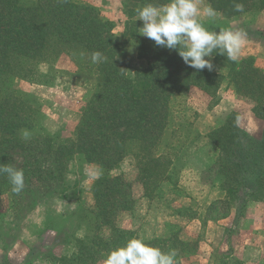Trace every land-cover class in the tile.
Listing matches in <instances>:
<instances>
[{"label": "trees", "instance_id": "trees-1", "mask_svg": "<svg viewBox=\"0 0 264 264\" xmlns=\"http://www.w3.org/2000/svg\"><path fill=\"white\" fill-rule=\"evenodd\" d=\"M130 1L135 11L129 15L146 3L168 2ZM207 1L229 17L264 12V0H236L243 3V13L234 10L233 0ZM140 27L142 22L127 21L119 38L111 33L112 25L88 5L70 0H0V163L23 169L25 187L44 181L45 175L59 176L77 155L86 164L98 166L100 172L91 187L93 208L89 212L95 232L112 226L118 212L129 208L130 185L121 177L109 175L126 155L134 156L138 180L147 196L150 197L147 192L152 186L158 188L172 181L180 148L166 150L168 146L163 149L161 143L177 97L192 90L214 97L225 84L235 95L252 101L251 112L264 120V71L255 65L253 56L233 62L214 52L210 60L219 70H197L185 65L177 51L144 39ZM130 40L136 46V60L141 61L134 69L121 59L123 46ZM94 51H100L106 60L92 63L90 55ZM60 61L74 67L67 69V75L92 82L91 95L80 110L73 137L63 142L40 125V108L35 98L12 87L15 79L48 80ZM42 66L46 71H41ZM236 120L229 118L207 135V145L220 154L218 165L226 184L221 183L222 192L234 197L241 192L247 199L264 202V129L261 137H253ZM22 130L29 132L28 139L23 138ZM18 152L31 160L16 165L13 156ZM39 155L53 158V169L50 165L41 166ZM11 188L7 176L0 175V193ZM225 198L208 205V219L222 218L211 214L217 205L221 207L219 211L227 206ZM131 238L134 236L129 231L112 227L107 240L99 239L95 233L89 241H77V263L103 261L109 250L124 246ZM144 242L164 252L175 250V264H181L184 257L197 250V242L183 240L179 228Z\"/></svg>", "mask_w": 264, "mask_h": 264}, {"label": "rangeland", "instance_id": "rangeland-1", "mask_svg": "<svg viewBox=\"0 0 264 264\" xmlns=\"http://www.w3.org/2000/svg\"><path fill=\"white\" fill-rule=\"evenodd\" d=\"M70 1L94 8L102 20L112 25L111 33L115 37L121 38L127 21H137L136 13L129 15L135 11L133 2L129 0ZM207 5V0H200L198 6L203 8ZM217 13L213 18L203 14L199 17L210 31L224 28L242 30L264 21L260 16L264 12L237 17H229L221 11ZM135 53L136 46L130 40L123 46L121 59L131 69L141 65ZM248 56L252 55L245 57ZM68 68L74 67L60 61L46 81L15 79L12 83L16 91L35 98L40 108V125L49 135L57 136L60 142L72 139L80 110L91 95L92 82L67 75ZM40 69L46 71L43 66ZM211 70L219 68L213 65ZM253 104L249 99L235 95L225 84L214 97L198 90L177 97L170 125L161 143L163 149L168 146L166 150L177 151L180 148L174 161L176 172H173L172 181L158 188L152 186L147 192L150 197L147 196L138 180L134 156L126 155L109 175L121 177L130 185L129 208L118 212L112 226H103L96 232L90 224L89 212L93 208L91 187L100 170L94 164H86L78 155L59 176L50 178L45 175L44 181L34 182L19 194L12 190L0 193V264H85L77 263V241H89L95 233L99 239L107 240L112 227L129 231L144 241L161 238L170 229L179 228L183 240L197 242L196 252L184 257L181 264H244L246 256L252 255L249 244L257 241L242 235L252 230L264 234V209L258 208L259 205L264 206V202L247 199L241 192L238 197L224 195L220 185L225 183V177L220 173L217 159L220 154L207 145V135L222 127L229 118L236 120L237 117L241 128L247 132L252 130L253 137H261L264 120L250 118ZM13 158L16 165L22 160H31L23 157L21 152ZM37 159L42 161L41 166L50 165L53 169L55 165L53 158L46 155H39ZM247 183H250V178ZM222 198L226 199L227 206L219 211L221 207L217 205L211 214L213 217L222 215V218L216 221L208 219V205ZM243 245L247 247L243 248ZM259 245L260 251L263 249L261 264H264V238L261 244L256 243V247ZM201 254L204 257L195 260ZM96 264H103V261Z\"/></svg>", "mask_w": 264, "mask_h": 264}, {"label": "clouds", "instance_id": "clouds-1", "mask_svg": "<svg viewBox=\"0 0 264 264\" xmlns=\"http://www.w3.org/2000/svg\"><path fill=\"white\" fill-rule=\"evenodd\" d=\"M199 3L200 0H168L159 5L146 3L138 7L136 19L142 22L140 35L151 39L159 47L177 51L185 65L197 70L212 69L210 58L214 52L236 61L246 34L242 30L234 31L231 28L208 30L199 17L203 14L213 18L218 13L210 4L201 8ZM233 7L236 12L244 11L243 3L236 0H233ZM81 56L87 57V54L81 53ZM206 57L209 59H205ZM90 59L96 64L104 62L106 57L100 51H94ZM29 135L27 130H22L24 139H28ZM0 175L7 176L13 193L23 191V169L0 163ZM175 256V250L164 252L134 237L124 246L109 250L103 264H175Z\"/></svg>", "mask_w": 264, "mask_h": 264}, {"label": "crops", "instance_id": "crops-1", "mask_svg": "<svg viewBox=\"0 0 264 264\" xmlns=\"http://www.w3.org/2000/svg\"><path fill=\"white\" fill-rule=\"evenodd\" d=\"M261 18H264V14L260 15ZM260 19V18H259ZM242 31L246 34L245 37V43L243 45V49L239 52L238 58L245 57L246 55H252L255 64L264 70V21L261 23H257L253 25L252 27H248L245 29H242ZM253 41V42H252ZM250 118H256L252 113H249ZM239 126H242L238 124ZM246 129H249L247 126H245ZM253 133L252 130H248V133ZM254 135V134H251ZM259 209H264V206H258ZM264 234L261 232L256 233L254 230L251 231V233L247 235H242V237L245 238H251L253 241H257L256 243L261 244L262 240L264 238ZM261 242V243H260ZM256 243L249 244L248 246L249 250L252 251V255L246 256L245 263L244 264H261L263 260V249L260 251V246L256 247ZM242 247V246H241ZM247 247V245H243V248ZM202 253V251H201ZM202 257H204V254H201L195 257V260H199Z\"/></svg>", "mask_w": 264, "mask_h": 264}]
</instances>
